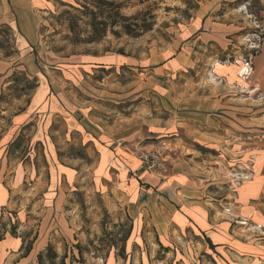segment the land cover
I'll list each match as a JSON object with an SVG mask.
<instances>
[{"label":"rangeland","instance_id":"1","mask_svg":"<svg viewBox=\"0 0 264 264\" xmlns=\"http://www.w3.org/2000/svg\"><path fill=\"white\" fill-rule=\"evenodd\" d=\"M113 1L121 2L120 13L126 16L151 12L153 18L146 17L152 29L129 37L113 34L120 30L114 24L100 41L74 43L68 17L59 16L65 9L76 13L61 5L73 0H48L40 14L39 43L30 50L29 60L17 65L13 58L0 67V189H13L8 183L11 158L27 152L23 146L9 156L8 142L14 116L34 91L32 76L42 85L35 98L37 120L51 121V128L63 124L64 111L56 116L51 109L60 95L80 105L92 120L109 124L117 120L123 127L137 123L142 132L139 145H147L138 150V157L147 170L154 168H147L141 155L162 147L164 175L176 158L191 157L219 168L218 174L241 177L242 170L250 168L253 153L264 147V86L248 90V79L257 72L264 76V0ZM86 22V17L78 22L82 37L90 30ZM12 73L18 81L9 86ZM185 129H196L207 140H194ZM64 133L59 130L55 135L66 152ZM216 134V140L209 138ZM77 163L75 167L82 168L83 162ZM221 183L210 189L221 190ZM112 201L116 199L110 193L88 190L87 185L74 192L66 215L76 220L72 222L76 234L73 240L52 242L57 255L44 264H101L112 252L116 260L111 255L107 264H138L139 247L134 245L129 259L125 252L120 255L131 222L121 208H111ZM149 245L152 254L151 244L142 250L148 252Z\"/></svg>","mask_w":264,"mask_h":264},{"label":"crops","instance_id":"2","mask_svg":"<svg viewBox=\"0 0 264 264\" xmlns=\"http://www.w3.org/2000/svg\"><path fill=\"white\" fill-rule=\"evenodd\" d=\"M47 6L48 0H0V24L8 29L13 51L4 56L0 49V67L13 58L17 65L29 60L30 50L39 43L40 14ZM32 77L34 91L14 116L8 142L9 156L23 146L27 152L11 158L8 183L15 190L0 189V222L17 226L16 234L5 232L0 239V264H37L38 254L52 242L73 240L76 220L66 215L67 203L85 185L110 193L116 199L111 208H121L130 219L125 256L129 259L134 245L139 247L138 264H264V147L249 154L250 168H244L241 177L218 174L219 168L191 157L176 158L165 175L147 170L138 157V150L147 145H139L142 132L137 123L123 127L117 120H92L80 105L60 95L51 109L56 116L64 111L63 124L51 128V121L37 120L35 98L42 85ZM248 82L249 91L254 85L263 87V72ZM59 130L67 135L66 152L55 135ZM196 132L185 129L192 139L207 140ZM218 135L209 138L216 140ZM18 138L20 146L11 149ZM76 162H83L82 168L75 167ZM216 182H223L221 190L210 189ZM146 244L154 246L152 254L150 245L143 252ZM111 255L116 260L112 252L101 264Z\"/></svg>","mask_w":264,"mask_h":264},{"label":"trees","instance_id":"3","mask_svg":"<svg viewBox=\"0 0 264 264\" xmlns=\"http://www.w3.org/2000/svg\"><path fill=\"white\" fill-rule=\"evenodd\" d=\"M149 1L150 0H137L139 4H144ZM61 5H67L72 9V11L78 13L72 14L71 11L65 9L59 14V16L68 17V29L72 33V37L70 38V40L74 43H92L100 41L105 36L107 28L113 27L114 24L119 25L120 30L112 31L113 34H124L129 37H137L142 33L150 31L152 29V21H147L148 19L153 18L151 12H147V14L143 13L136 14L134 16H126L120 13V8L122 7L121 2L118 3L113 0H73L72 3L61 2ZM139 15H142L143 18L140 19ZM146 15L148 16V19ZM83 17L87 18L88 22H86V24L90 27V30L87 31L85 37H82V35L80 34L81 29L78 25V22L81 21ZM3 32L7 33V38L3 40L0 39V49L3 50L4 56H10L13 54V51L12 49H10L11 45H9L8 29L6 26L0 24V36ZM5 46L8 47L6 48ZM17 81L18 77L16 73H13L11 76V84L9 86L15 84V82L17 83ZM22 88L23 87H21V89ZM20 140L21 139L18 138L11 145V149L18 148L20 146ZM76 154L82 156L80 150H77ZM16 228L17 226L15 223L0 222V239L3 237L5 232H9L11 235L16 234ZM53 252L54 251L49 245L46 248L45 252H41L38 254L37 264H44V260H52V256L54 254L55 256L57 255L55 252ZM124 252L125 245L122 248L120 255H124ZM123 258H125V256H123Z\"/></svg>","mask_w":264,"mask_h":264},{"label":"built area","instance_id":"4","mask_svg":"<svg viewBox=\"0 0 264 264\" xmlns=\"http://www.w3.org/2000/svg\"><path fill=\"white\" fill-rule=\"evenodd\" d=\"M164 149L162 147H157L153 151L142 154L141 158L145 163V166L149 169H153V171L164 173L166 172V160L163 156Z\"/></svg>","mask_w":264,"mask_h":264},{"label":"bare ground","instance_id":"5","mask_svg":"<svg viewBox=\"0 0 264 264\" xmlns=\"http://www.w3.org/2000/svg\"><path fill=\"white\" fill-rule=\"evenodd\" d=\"M249 68V67H248Z\"/></svg>","mask_w":264,"mask_h":264}]
</instances>
